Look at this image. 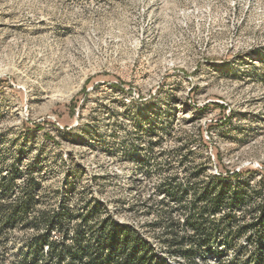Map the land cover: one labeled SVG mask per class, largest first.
Returning a JSON list of instances; mask_svg holds the SVG:
<instances>
[{"label":"rangeland","instance_id":"1","mask_svg":"<svg viewBox=\"0 0 264 264\" xmlns=\"http://www.w3.org/2000/svg\"><path fill=\"white\" fill-rule=\"evenodd\" d=\"M13 169L0 203L33 177L29 220L62 203L76 220L112 216L187 264L162 241L167 216L191 233V198L160 191L226 173L253 191L264 176V0H0V179ZM42 232L9 228L0 264H21Z\"/></svg>","mask_w":264,"mask_h":264},{"label":"trees","instance_id":"2","mask_svg":"<svg viewBox=\"0 0 264 264\" xmlns=\"http://www.w3.org/2000/svg\"><path fill=\"white\" fill-rule=\"evenodd\" d=\"M241 176L226 173L209 183L197 184L192 190L171 185V191H160L164 200L177 203L191 198L186 223L191 231L189 235L180 236L177 222L166 217V238L161 241L170 257L178 256L187 264H208V255L212 259L209 264H264V176L260 178L259 189L253 191L247 182L241 181ZM18 177L19 171L13 169L9 177L0 179V201L14 190ZM40 187L36 179L28 177L17 203H0V238L20 222L28 223L37 231L43 230L33 237L31 254L21 264H167L140 231L119 223L112 216L94 224L89 217L82 215L76 220L72 217L73 211L62 203L54 216L41 214V217L29 220L34 206L32 200ZM255 197L261 199L259 204L245 211L242 219L235 217V209L244 208L245 203ZM218 215L222 216L221 222L210 219ZM53 232L59 233L60 240L53 239ZM244 237L254 248L249 252L242 248L230 258L224 251L212 247L219 241L229 249ZM240 255H247V258Z\"/></svg>","mask_w":264,"mask_h":264}]
</instances>
